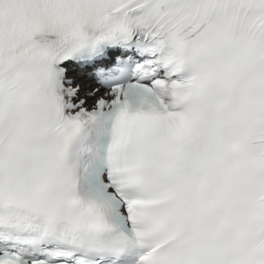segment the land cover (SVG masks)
I'll return each mask as SVG.
<instances>
[{"label": "snow or ice", "instance_id": "1", "mask_svg": "<svg viewBox=\"0 0 264 264\" xmlns=\"http://www.w3.org/2000/svg\"><path fill=\"white\" fill-rule=\"evenodd\" d=\"M0 264H264V0H0Z\"/></svg>", "mask_w": 264, "mask_h": 264}]
</instances>
